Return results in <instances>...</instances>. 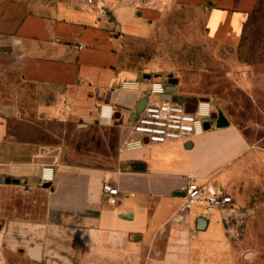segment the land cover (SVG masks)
<instances>
[{
  "label": "crops",
  "instance_id": "0c3cea01",
  "mask_svg": "<svg viewBox=\"0 0 264 264\" xmlns=\"http://www.w3.org/2000/svg\"><path fill=\"white\" fill-rule=\"evenodd\" d=\"M262 1L191 0L204 8L205 39L223 47L241 45ZM143 5L0 0V174L11 180L0 184V264H244L253 256L234 240L264 231L239 232L229 213L263 204L257 191H264V135L255 140L235 123L213 122L188 141L121 151L136 136L131 127L122 136L125 121L131 123L153 78H143L150 81L143 87L141 75L122 66V44L152 29L153 11ZM237 80L251 102L264 103V72ZM125 81H138L141 92L124 90ZM107 103L120 116L103 123L99 109ZM59 123L111 131L118 150L113 165L65 163L74 147L47 134L59 137L50 129ZM44 165L55 169L49 187ZM191 180L226 187L234 205L205 221L197 208L181 212ZM107 182L118 195L103 193Z\"/></svg>",
  "mask_w": 264,
  "mask_h": 264
},
{
  "label": "rangeland",
  "instance_id": "374dc122",
  "mask_svg": "<svg viewBox=\"0 0 264 264\" xmlns=\"http://www.w3.org/2000/svg\"><path fill=\"white\" fill-rule=\"evenodd\" d=\"M142 1L143 6L153 11L152 29L147 36L127 38L122 44L124 69L141 75L138 80L143 87L150 83L143 79L145 74L160 77L166 84L170 79H177L173 95L180 90L185 98H209L216 113H222L231 123L253 134L255 140L264 135V103L260 101L256 106L251 102L237 80L247 71L264 72V0L247 24L239 47L218 46L205 39L202 5L191 0ZM152 99L158 100L160 95ZM130 127L131 123L126 120L123 137ZM50 129L59 130L60 134L55 137L48 130L49 140L56 138L71 150L74 147V152L70 151L64 159L69 165L108 168L116 160L115 135L105 127L82 131L59 123ZM257 197L263 204L250 213H229L239 232L264 231V191L258 190ZM258 233L254 238L240 234L234 240L243 254L254 252L244 259V264H264V236L259 237Z\"/></svg>",
  "mask_w": 264,
  "mask_h": 264
},
{
  "label": "built area",
  "instance_id": "2783aa9c",
  "mask_svg": "<svg viewBox=\"0 0 264 264\" xmlns=\"http://www.w3.org/2000/svg\"><path fill=\"white\" fill-rule=\"evenodd\" d=\"M93 0H88L92 2ZM103 12H106L103 9ZM124 90L141 92L138 81H125ZM167 84L160 77H153L151 86L146 90L147 103L139 115L131 120V130L136 136L127 138L121 151H133L142 148L145 143L163 144L169 141H188L192 137L203 134L207 122H211L213 106L209 100H199L195 110L190 112L184 102L166 99ZM160 95V99H152ZM66 101V99L64 98ZM68 108V105L66 106ZM117 109L114 105L102 104L99 109V119L103 123H110L116 118ZM42 180L52 183L55 180V169L52 165L42 167ZM6 178L0 174V184ZM103 193L114 197L119 194L117 187L105 183ZM234 198L226 187L211 182H197L191 180L184 190L181 212L199 209V217L208 220L218 211L232 207Z\"/></svg>",
  "mask_w": 264,
  "mask_h": 264
},
{
  "label": "water",
  "instance_id": "95a60500",
  "mask_svg": "<svg viewBox=\"0 0 264 264\" xmlns=\"http://www.w3.org/2000/svg\"><path fill=\"white\" fill-rule=\"evenodd\" d=\"M151 77L152 76L150 74H146V75L143 76V78L146 79V80L151 79ZM177 83H178L177 79L168 80V82H167V91H168V93L165 96L166 99H170L172 97L174 100L179 101V102H184L185 99H186L187 102H192L194 104L193 108H187V110L190 111V112H193L195 110V106H196V104H197V102L199 100H207L205 98L199 99V98H196V97L185 98L183 96H172V92L175 91V87H176ZM146 103H147V98H142L141 100H139V102L137 103L135 109L132 111L131 115L129 116V120L135 119L139 115V113L143 110V108L146 105ZM186 107H187V105H186ZM119 116H120V114L116 113V118H119ZM213 122H215L217 126H227V125H229V120L220 112L213 113L211 122H207L205 128L209 129ZM135 166L138 167V168L143 167L142 164H135ZM10 181H11L10 179L6 180V182H10ZM45 186L49 187L50 183L47 182L45 184ZM202 220L205 221V219H202Z\"/></svg>",
  "mask_w": 264,
  "mask_h": 264
},
{
  "label": "flooded vegetation",
  "instance_id": "af4514ba",
  "mask_svg": "<svg viewBox=\"0 0 264 264\" xmlns=\"http://www.w3.org/2000/svg\"><path fill=\"white\" fill-rule=\"evenodd\" d=\"M184 103L187 105V108H193L194 106L192 102H187L186 99L184 100Z\"/></svg>",
  "mask_w": 264,
  "mask_h": 264
}]
</instances>
